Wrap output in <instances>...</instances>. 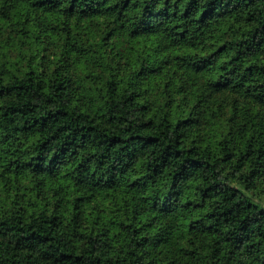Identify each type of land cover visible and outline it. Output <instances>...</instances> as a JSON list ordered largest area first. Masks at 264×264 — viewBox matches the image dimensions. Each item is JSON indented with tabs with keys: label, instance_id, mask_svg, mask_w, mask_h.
Segmentation results:
<instances>
[{
	"label": "trees",
	"instance_id": "obj_1",
	"mask_svg": "<svg viewBox=\"0 0 264 264\" xmlns=\"http://www.w3.org/2000/svg\"><path fill=\"white\" fill-rule=\"evenodd\" d=\"M0 264H264V0H0Z\"/></svg>",
	"mask_w": 264,
	"mask_h": 264
},
{
	"label": "rangeland",
	"instance_id": "obj_2",
	"mask_svg": "<svg viewBox=\"0 0 264 264\" xmlns=\"http://www.w3.org/2000/svg\"><path fill=\"white\" fill-rule=\"evenodd\" d=\"M4 41V43H3V45L6 43V41H7V37H6V35L4 34H0V45H1V43ZM5 47H7L6 45H4ZM9 47V46H8ZM8 47L6 48V50L8 49Z\"/></svg>",
	"mask_w": 264,
	"mask_h": 264
}]
</instances>
